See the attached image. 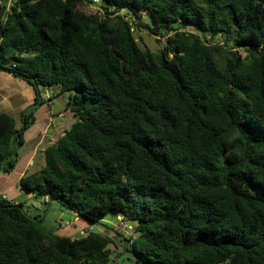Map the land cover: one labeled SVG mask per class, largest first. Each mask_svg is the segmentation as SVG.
Wrapping results in <instances>:
<instances>
[{"label": "trees", "instance_id": "obj_1", "mask_svg": "<svg viewBox=\"0 0 264 264\" xmlns=\"http://www.w3.org/2000/svg\"><path fill=\"white\" fill-rule=\"evenodd\" d=\"M84 4L0 8V70L36 90L20 121L0 111V175L59 86L76 120L20 188L107 231L61 235L0 193V264H117L112 244L132 264H264V0ZM108 213L135 235L113 238Z\"/></svg>", "mask_w": 264, "mask_h": 264}, {"label": "crops", "instance_id": "obj_2", "mask_svg": "<svg viewBox=\"0 0 264 264\" xmlns=\"http://www.w3.org/2000/svg\"><path fill=\"white\" fill-rule=\"evenodd\" d=\"M6 1L7 3L9 2V0ZM10 77L13 76L9 72L0 70V111L6 112L13 117L12 112H16L17 116L14 118L20 121L24 106L28 107L34 103L36 90L25 81L20 82L22 84L19 86L17 78L13 77L14 80H11ZM11 85L15 86V88L11 87ZM54 89L55 86L42 89L41 95L44 103L37 108L35 123L25 133L26 143L20 151L18 164L11 173L0 175V193L3 196H6L9 200L17 199L14 201L15 203H23L29 208L34 206L38 210L43 205V199L37 198L33 193L19 190L20 179L26 173L32 172L37 154L40 152L43 155L41 150L61 137L76 120L74 113L68 106L64 111L60 110L58 113L54 111L56 103L53 95ZM48 97H50V101L47 100ZM53 117L56 121L54 125H51L50 120ZM87 224L89 223L86 222L84 226Z\"/></svg>", "mask_w": 264, "mask_h": 264}, {"label": "rangeland", "instance_id": "obj_3", "mask_svg": "<svg viewBox=\"0 0 264 264\" xmlns=\"http://www.w3.org/2000/svg\"><path fill=\"white\" fill-rule=\"evenodd\" d=\"M82 8L87 11V12H91L92 8H90L89 4H84L82 6ZM125 14V12H123ZM142 20L143 22H147L148 18L146 16V14L142 15ZM135 35L136 38L138 40V42L140 43L141 47L144 50H151V51H157L160 48H162V46L164 45L165 41L164 39H160V41H158L146 28H135ZM11 80H14L13 77H10ZM18 80V85L20 86L23 82L20 79ZM11 87L15 88V86L11 85ZM53 91V90H51ZM54 93L53 95L55 96V107H54V111H56V113H58L60 110L64 111L67 106H68V100H69V93H61V89L59 86H55L54 89ZM58 91V92H56ZM26 109L27 106H24ZM12 114L14 115V117L17 116L16 112H12ZM61 119V117H60ZM29 136V135H28ZM44 165V159L41 155V153L39 152L36 156L35 159V164L32 167V172H37L41 169V167H43ZM11 191H13V189H11ZM27 195V194H25ZM17 199H12L11 201H16ZM31 207V206H30ZM29 213L33 216H41L44 219V223L47 227L54 229L55 231H58L61 235H65V236H70L72 238H80L82 236H84V234L82 233L83 231H86L89 227V224H87L86 226H84V224H86V222L84 220H79V222H77L74 226L70 227V228H59V220H66L67 217H69L68 215V211L64 210L62 207H60V205H58L55 202H51L49 204H44L43 201V205L41 207V209H37L34 206H32L31 208H29V206L27 207ZM105 223L109 224V226L113 227L114 230L110 231L109 234H111V236L114 238L116 237H124V238H129V235H126L122 230L118 229L116 224H115V215L113 213H108L105 216ZM137 225L136 221H130V226L132 227V230L135 231V226ZM84 226V227H83ZM83 227V228H81ZM98 228L105 232L104 230L106 228H104L103 226H98ZM107 231V230H106ZM109 232V231H108ZM112 252H113V260L117 262V264H132L131 261L126 260L123 256L120 257L119 256V252L121 251L120 248H116L113 244L110 246Z\"/></svg>", "mask_w": 264, "mask_h": 264}, {"label": "built area", "instance_id": "obj_4", "mask_svg": "<svg viewBox=\"0 0 264 264\" xmlns=\"http://www.w3.org/2000/svg\"><path fill=\"white\" fill-rule=\"evenodd\" d=\"M13 0H9V2L6 4V6L4 5V0H0V8L3 7L4 13H7L9 11L10 8V4ZM85 4H89L90 8H92L91 12L93 13H103V9L101 7L102 5V0H84ZM124 14V13H123ZM128 17V16H127ZM126 17V18H127ZM129 18V17H128ZM208 38L210 39V36H208ZM48 101H50V97L47 98ZM55 118H51L50 122L51 125H54L55 123ZM45 148L41 150L42 153H44ZM19 190H21V188L19 187ZM3 198H7L6 196H3ZM79 220H81L80 216L77 214H73L69 217L66 218V220H59V228H70L72 226H74L77 222H79ZM103 222H105L104 220H102ZM130 221L126 216L122 215L121 213H116L115 214V224L117 226L118 229L122 230L126 235H129L130 237H133L135 235V231L132 230V227L130 226ZM95 228H97L99 230V232L104 233L103 231H101L98 227H96V225H92L89 224V227L86 231H83L82 233L84 234V236L88 235L92 230H94ZM105 231V230H104Z\"/></svg>", "mask_w": 264, "mask_h": 264}]
</instances>
